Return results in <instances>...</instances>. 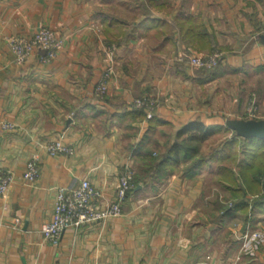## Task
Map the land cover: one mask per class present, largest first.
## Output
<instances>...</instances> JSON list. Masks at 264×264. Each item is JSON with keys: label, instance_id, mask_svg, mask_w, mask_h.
<instances>
[{"label": "crops", "instance_id": "0c3cea01", "mask_svg": "<svg viewBox=\"0 0 264 264\" xmlns=\"http://www.w3.org/2000/svg\"><path fill=\"white\" fill-rule=\"evenodd\" d=\"M263 23L264 0H0V172L14 178L0 195V264H264V245L244 256L237 241L264 224V208L226 210L218 156L192 174L188 163L160 165L193 123L214 132L203 157L224 140L264 142ZM42 28L61 41L56 58L14 64L6 38ZM214 51L211 72L184 60ZM145 96L157 104L151 121L132 108ZM59 138L73 156L46 154ZM33 157L39 176L26 183ZM127 171L118 218L44 240L57 187L86 179L106 205Z\"/></svg>", "mask_w": 264, "mask_h": 264}, {"label": "built area", "instance_id": "2783aa9c", "mask_svg": "<svg viewBox=\"0 0 264 264\" xmlns=\"http://www.w3.org/2000/svg\"><path fill=\"white\" fill-rule=\"evenodd\" d=\"M262 31L264 32V23ZM6 45L13 56L14 64L22 66L35 54L40 56L39 60L41 63H49L54 60L61 47V41L56 38L51 30L42 28L31 36L7 37ZM184 60L195 69L211 72L221 63L222 55L215 52L202 57L188 56ZM96 91L99 96H104L107 91L106 85L100 84ZM156 105V101L150 96H145L132 102V108L147 111V120L152 119V111ZM258 109L255 96L253 95L247 108V115L251 118L256 117ZM2 128L3 130L11 131L14 126L4 123ZM44 150L50 157H71L75 154V150L65 145L62 138L47 143ZM38 176L39 169L33 157L26 165L22 180L26 183H33ZM13 181L12 175L0 172V195L7 192ZM132 183V174L127 171L119 177L118 187L112 203L106 205H102L103 194L86 179L80 181L74 187H57L55 189L51 219L41 230L44 240L52 246H57L61 241L62 235L68 229L92 226L106 219L118 218L121 214V206L132 187ZM237 241L240 243L241 254H252L257 247L264 245V229L257 230L251 229L250 225L246 226L244 231L237 235Z\"/></svg>", "mask_w": 264, "mask_h": 264}, {"label": "trees", "instance_id": "16d2710c", "mask_svg": "<svg viewBox=\"0 0 264 264\" xmlns=\"http://www.w3.org/2000/svg\"><path fill=\"white\" fill-rule=\"evenodd\" d=\"M213 53L215 51L209 54ZM140 111L146 119L147 111L144 109ZM213 134L214 132L199 123L188 125L177 134V142L169 148L160 165L164 170L171 171L172 165L188 163V173L192 174L203 165L204 161L215 160L218 156L215 161L221 166L217 171V179L225 186L231 197L230 200H233L232 205L226 207V210L238 209L249 216L263 209L264 142L241 140L238 143L235 140H224L206 157L198 155L200 144ZM222 148L225 151H222ZM247 195H251L252 198H246Z\"/></svg>", "mask_w": 264, "mask_h": 264}, {"label": "rangeland", "instance_id": "374dc122", "mask_svg": "<svg viewBox=\"0 0 264 264\" xmlns=\"http://www.w3.org/2000/svg\"><path fill=\"white\" fill-rule=\"evenodd\" d=\"M219 53V52H218ZM207 55H209V54H207ZM204 56H206V55H204ZM219 137H217L216 138V140H212L210 143H207V145H206V148H208V146H210L211 145V147L213 148V146L216 144V143H218V141H219V139H218ZM210 147V148H211ZM208 150H209V148H208ZM218 196H217V198H218V200H219V202H221V204H223L224 206H225V208L227 207H230V204L232 205V201L230 200V197L229 196H227V195H224V194H220V193H218L217 194ZM239 225L240 224H234L233 225V229H235V228H237V229H235V230H238V228H239ZM250 228L252 229V226H250ZM257 230H261V229H264V224L263 225H261V226H259V227H257L256 228ZM242 255H244V254H242ZM244 256H247V255H244Z\"/></svg>", "mask_w": 264, "mask_h": 264}]
</instances>
